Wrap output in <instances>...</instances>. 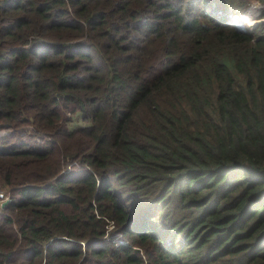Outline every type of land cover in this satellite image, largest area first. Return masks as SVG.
Returning <instances> with one entry per match:
<instances>
[{
  "label": "trees",
  "instance_id": "16d2710c",
  "mask_svg": "<svg viewBox=\"0 0 264 264\" xmlns=\"http://www.w3.org/2000/svg\"><path fill=\"white\" fill-rule=\"evenodd\" d=\"M254 2L0 0V264H264Z\"/></svg>",
  "mask_w": 264,
  "mask_h": 264
},
{
  "label": "rangeland",
  "instance_id": "374dc122",
  "mask_svg": "<svg viewBox=\"0 0 264 264\" xmlns=\"http://www.w3.org/2000/svg\"><path fill=\"white\" fill-rule=\"evenodd\" d=\"M264 7V5H260L256 2L251 3L248 5L247 9L240 15L238 16H234L235 19L239 18V20L241 21L239 28H241L240 31H243V29H245V31H251L253 29L254 26L257 25V23L259 22V20H257L258 18V14L260 9H262ZM10 191H2V194H4V199L2 201H0V205H4L8 199V195ZM6 194V195H5Z\"/></svg>",
  "mask_w": 264,
  "mask_h": 264
},
{
  "label": "clouds",
  "instance_id": "9594fccd",
  "mask_svg": "<svg viewBox=\"0 0 264 264\" xmlns=\"http://www.w3.org/2000/svg\"><path fill=\"white\" fill-rule=\"evenodd\" d=\"M234 16H238V15H230L227 17V22L232 25L236 30H241V28H239V25L241 23V21L239 20V18L235 19ZM259 23V22H258ZM255 27V26H254ZM253 27V28H254ZM243 31H245V29H243Z\"/></svg>",
  "mask_w": 264,
  "mask_h": 264
},
{
  "label": "built area",
  "instance_id": "2783aa9c",
  "mask_svg": "<svg viewBox=\"0 0 264 264\" xmlns=\"http://www.w3.org/2000/svg\"><path fill=\"white\" fill-rule=\"evenodd\" d=\"M2 189L0 188V201H2L4 199V194H2ZM9 202V200H7V202L4 205H0V208H3L7 203Z\"/></svg>",
  "mask_w": 264,
  "mask_h": 264
},
{
  "label": "bare ground",
  "instance_id": "6f19581e",
  "mask_svg": "<svg viewBox=\"0 0 264 264\" xmlns=\"http://www.w3.org/2000/svg\"><path fill=\"white\" fill-rule=\"evenodd\" d=\"M241 20V19H240Z\"/></svg>",
  "mask_w": 264,
  "mask_h": 264
}]
</instances>
